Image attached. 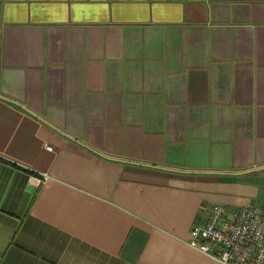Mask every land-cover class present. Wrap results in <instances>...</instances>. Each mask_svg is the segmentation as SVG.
I'll return each instance as SVG.
<instances>
[{"label":"crops","instance_id":"crops-1","mask_svg":"<svg viewBox=\"0 0 264 264\" xmlns=\"http://www.w3.org/2000/svg\"><path fill=\"white\" fill-rule=\"evenodd\" d=\"M213 204L264 206V0H0V264H218Z\"/></svg>","mask_w":264,"mask_h":264},{"label":"built area","instance_id":"built-area-1","mask_svg":"<svg viewBox=\"0 0 264 264\" xmlns=\"http://www.w3.org/2000/svg\"><path fill=\"white\" fill-rule=\"evenodd\" d=\"M47 149L52 147L47 145ZM48 178L42 174V180ZM189 244L218 264H264V206L228 210L213 204L204 221L192 227Z\"/></svg>","mask_w":264,"mask_h":264}]
</instances>
